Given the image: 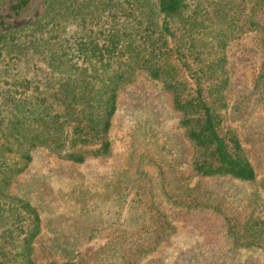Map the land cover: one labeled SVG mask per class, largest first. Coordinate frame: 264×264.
<instances>
[{"label": "trees", "instance_id": "16d2710c", "mask_svg": "<svg viewBox=\"0 0 264 264\" xmlns=\"http://www.w3.org/2000/svg\"><path fill=\"white\" fill-rule=\"evenodd\" d=\"M249 32L262 34L264 49V0H0V264H76L38 261L41 216L12 185L41 150L72 166L110 156L119 93L138 73L172 94L196 150L190 176L170 152L150 158L164 199L186 211L211 210L237 247L264 253V219L237 186L258 175L223 115L226 50ZM256 86L264 99V63ZM144 181L124 187L136 190L138 228L105 245L110 264H139L175 233L153 199L145 202ZM240 261L199 253L175 264H264Z\"/></svg>", "mask_w": 264, "mask_h": 264}, {"label": "rangeland", "instance_id": "374dc122", "mask_svg": "<svg viewBox=\"0 0 264 264\" xmlns=\"http://www.w3.org/2000/svg\"><path fill=\"white\" fill-rule=\"evenodd\" d=\"M226 55L231 84L224 125L237 131L258 175L255 183L238 182L237 186L255 201L254 215L264 219V99L256 93L264 63L262 34L242 35L229 44ZM181 120L163 84L138 73L119 93L109 135L110 156L72 166L57 155L48 156L47 150L35 152L28 170L15 179L11 193L28 199L41 216V234L34 245L38 261L110 264V257L103 254L105 245L113 239L134 237L125 230L137 231L131 209L136 190L131 187L125 192L124 187L139 181L141 175L146 180L139 183L145 202L153 199L172 220L175 233L139 264H175L183 254L199 253L263 260L261 250L237 247L224 221L211 210H182L162 196L159 168L150 161L154 154L170 152L180 157L182 173L192 174L196 150Z\"/></svg>", "mask_w": 264, "mask_h": 264}]
</instances>
